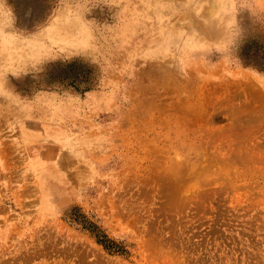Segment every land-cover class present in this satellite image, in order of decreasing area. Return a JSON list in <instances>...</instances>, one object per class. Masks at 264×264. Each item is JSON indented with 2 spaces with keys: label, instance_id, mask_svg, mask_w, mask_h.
I'll return each mask as SVG.
<instances>
[{
  "label": "rangeland",
  "instance_id": "rangeland-1",
  "mask_svg": "<svg viewBox=\"0 0 264 264\" xmlns=\"http://www.w3.org/2000/svg\"><path fill=\"white\" fill-rule=\"evenodd\" d=\"M243 61L264 0H0V264H264Z\"/></svg>",
  "mask_w": 264,
  "mask_h": 264
},
{
  "label": "trees",
  "instance_id": "trees-1",
  "mask_svg": "<svg viewBox=\"0 0 264 264\" xmlns=\"http://www.w3.org/2000/svg\"><path fill=\"white\" fill-rule=\"evenodd\" d=\"M246 65H252V66H254V67H256V68H261V70H263L264 71V65H258L257 63H255L254 61H243ZM97 237H99V236H97ZM106 237H104L103 239H100V237H99V243H102V244H105V247L108 249L109 248V246L107 245V241H106V239H105Z\"/></svg>",
  "mask_w": 264,
  "mask_h": 264
}]
</instances>
